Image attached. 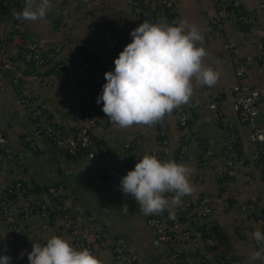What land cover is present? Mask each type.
I'll return each mask as SVG.
<instances>
[{
	"label": "crops",
	"instance_id": "0c3cea01",
	"mask_svg": "<svg viewBox=\"0 0 264 264\" xmlns=\"http://www.w3.org/2000/svg\"><path fill=\"white\" fill-rule=\"evenodd\" d=\"M6 1L0 0V38L12 34L14 14L18 11L15 5L4 10ZM156 1L158 0H143V5L146 9H151ZM171 1L175 7L173 25L186 20L199 27L203 42L197 46L205 48L207 52L204 64L220 73L218 82L210 88L193 81L194 91L190 102L201 106L189 111L187 125L193 132L184 150V158L178 162L193 170L191 183L194 192L187 197L194 200L205 194L206 203L213 211V218L220 228V235L213 240L211 246L194 243L187 244L183 249L188 253L191 264H196L197 254H224L241 259L243 264H252L249 255L256 245L251 233L256 229L264 232V217L257 221L253 214L239 208V204L260 194V170L236 164L228 182L221 185L214 170L223 169L226 159L215 112L220 121L241 135L238 145L241 154L251 152L254 146L248 140L247 127L233 110L222 105H218L216 111L206 107L230 97V88L236 79L233 68L228 63L229 52L222 47V35L207 28V22L214 13L212 0ZM233 1L238 9L253 12V25L250 29L243 30L228 18L224 22L226 37L235 45L234 54L241 58L249 57L243 83L264 93V62L256 57L264 49V8H259L264 0ZM52 2L53 8L46 20L22 22L19 35L34 42L41 53L56 54L61 59L62 67L55 71L49 65L34 67L19 58L16 47L12 44L6 45L1 53L4 70L0 69V134L5 139V146L19 161L25 174L24 181L36 188L32 192L33 199L46 201L49 197H57L69 213L85 217L87 228L82 235L87 238H92L90 227L93 221L102 226V243L96 244L92 253L101 264H131L128 261H116L107 248V243L112 242L116 236L123 238L128 251L141 264H177L167 258V247L156 240L152 228L146 225L148 216L140 212L133 198L125 196L119 190V178L103 183L100 179L101 170L91 159L81 156L73 160L44 136L32 135L34 126L17 100L15 83L20 82L27 94L38 92L55 124H82L81 105L88 94L89 76L92 82H97L103 71L114 69V60L102 47L100 36L90 17L102 19L109 24L121 51L131 43L129 33L142 23L135 18L130 0H69L65 6L70 13L61 27L58 25V18L63 2ZM78 9L82 12H78ZM149 22L166 24L163 16ZM83 52L90 57L89 76L81 66ZM258 116L260 119L264 118V106L258 107ZM164 122L168 138L160 156L161 161L173 159L181 134L173 112L166 115ZM92 134L106 150L112 152H121L125 143L132 142L138 153H146L156 145L157 140L155 125L118 129L107 124L94 128ZM23 136L34 139V150L22 143ZM200 145L207 146L212 151V156L203 169L198 166ZM17 176V166L9 163L1 154L0 188ZM60 223V217L54 213L48 216L35 213L25 218L17 216L19 234L16 235L0 215V234L10 247L20 245L19 239L24 237L22 250L30 252L32 243L45 244ZM239 230L242 234L238 233ZM60 237L71 245L65 232Z\"/></svg>",
	"mask_w": 264,
	"mask_h": 264
},
{
	"label": "built area",
	"instance_id": "2783aa9c",
	"mask_svg": "<svg viewBox=\"0 0 264 264\" xmlns=\"http://www.w3.org/2000/svg\"><path fill=\"white\" fill-rule=\"evenodd\" d=\"M69 0H62L63 7L60 10L58 25L63 26L67 15L70 11L66 8L65 3ZM151 9H146L140 0H130L135 18L141 22L143 20H151L163 16L166 24H172V16L174 14V3L171 0H158ZM214 13L207 22V28L222 35V47L229 52L228 63L233 68L236 82L230 88V97L226 100L207 105L209 109L215 110L218 105L229 107L233 110L240 120L248 129V140L253 144L254 148L251 152L241 154L239 151L240 134L230 126L220 121V117L215 112L218 121L219 130L221 132V141L223 155L226 159V166L223 169L214 170L216 178L221 185H225L233 174V168L236 164L253 166L260 170L261 190L260 194L248 200H244L239 204V208L254 215L257 221H261L264 215V118L258 116V107L264 106V93L250 88L243 83L242 79L249 57H239L234 54V43L226 37L224 22L231 18L237 25L248 30L253 25V12L238 9L234 5L233 0H212ZM15 3L18 4V11H21L24 0H7L6 6L10 7ZM259 8H264V1L259 4ZM78 12L82 10L78 9ZM95 30L100 36L102 47L109 52L112 60L118 58L121 50L117 47V41L111 33L109 24L102 19L91 18ZM21 21L14 18L12 34L8 37L0 38V69L4 70V64L1 60L3 48L12 44L16 47L18 56L25 62L30 63L34 67L44 65L51 66L52 70H58L62 67L61 59L54 53H41L36 44L24 39L19 35ZM257 59L264 62V49L257 54ZM81 66L87 71L90 67V57L86 52L82 53ZM114 70V69H113ZM107 72V71H106ZM105 72V73H106ZM104 73V74H105ZM104 78V76H103ZM106 83L92 82L87 84L88 94L81 105L82 124L57 125L50 117L46 104L39 98L38 92L27 94L21 87L20 82L15 83V91L17 100L25 109V112L34 126L32 135H42L49 142L57 147L60 151L67 154L73 160H77L81 156H86L97 164L102 172H106L111 176L123 177L128 171L134 168L138 159L143 155H154L160 160L167 145V130L163 121L155 124L157 140L156 145L146 153H138L133 147L132 142L123 145L121 152H112L106 150L101 143L96 142V138L92 134V130L96 127L110 124L105 114L102 112L103 104H97L96 98L102 93V86ZM201 105L189 102L188 105L174 110L178 128L180 129V138L177 150L175 152V161L178 163L184 158V150L187 142L191 138L193 129L188 128L187 120L189 111L199 108ZM96 139V140H95ZM22 143L31 150L35 149V141L31 136H23ZM199 169H203L212 156L209 147L200 145L198 148ZM3 154L9 163L15 164L18 168V176L0 188V215L6 222L10 230L18 235L19 229L16 224V217H29L35 213H41L46 216L54 213L57 214L61 223L54 229L53 235L60 237L65 232L71 240V246L77 250L87 248L92 253L96 244L102 243L103 228L92 222L91 236L87 238L85 233L87 222L82 215H73L69 213L62 202L57 198L49 197L48 200H37L32 198L31 186L24 181L25 174L19 161L15 155L5 146V139L0 134V155ZM126 159L129 166L120 165V160ZM115 178V177H114ZM103 183H108L113 178L106 181L100 176ZM165 210L159 216H148L146 225L152 228L155 238L158 242L167 247V258L177 264H191L188 253L183 249L187 244L201 243L203 246H211L213 240L220 235L218 223L213 218V211L206 203V196L202 194L196 199H190L187 196L183 198L181 205L171 210ZM75 217V218H74ZM239 234L242 231L239 230ZM20 245L10 247L13 264H28L27 257L24 255L20 259L22 243L25 242L24 237H20ZM107 248L112 252L114 259L119 262L128 261L131 264H141L129 251L122 237L116 236L112 242L107 243ZM196 264H243L242 260L233 256L224 254L195 256Z\"/></svg>",
	"mask_w": 264,
	"mask_h": 264
},
{
	"label": "clouds",
	"instance_id": "9594fccd",
	"mask_svg": "<svg viewBox=\"0 0 264 264\" xmlns=\"http://www.w3.org/2000/svg\"><path fill=\"white\" fill-rule=\"evenodd\" d=\"M53 8L52 0H24L14 18L21 22L45 21ZM129 35L131 43L119 53L114 70L106 72V83L96 103L109 123L118 129L154 126L166 115L188 105L193 96V81L212 87L220 73L204 64L205 48L199 27L181 20L177 24H161L143 20ZM192 168L174 160L161 161L145 154L134 168L120 178L119 190L133 198L145 216H159L181 205L192 195ZM256 248L250 253L252 264H264V232L251 233ZM6 252V249L3 250ZM25 252L20 253L23 259ZM28 264H101L92 252L77 250L53 235L45 244L32 243L27 252ZM11 257L0 255V264H10Z\"/></svg>",
	"mask_w": 264,
	"mask_h": 264
},
{
	"label": "trees",
	"instance_id": "16d2710c",
	"mask_svg": "<svg viewBox=\"0 0 264 264\" xmlns=\"http://www.w3.org/2000/svg\"><path fill=\"white\" fill-rule=\"evenodd\" d=\"M141 2H142V0H140ZM15 5V8H17L18 9V4L17 3H15L14 4ZM7 8V6H5V8H4V10ZM3 10V11H4ZM106 71H103L102 72V76H101V78L99 79V82H102V80L104 79L103 78V76H104V73H105ZM158 138V137H157ZM96 140V139H95ZM96 142L97 143H100V141L99 140H96ZM175 159H176V157H175V155L173 156V159L172 160H174L175 161ZM120 165H123V166H129V164L126 162V159H122V160H120ZM101 177L103 178V180L104 181H106V180H108V179H111V178H119V176H116L115 174H114V176H111V175H109L108 173H106V172H102L101 171ZM120 179V178H119ZM36 188L35 187H33V186H31V188H30V191L31 192H33L34 190H35ZM51 198H54V197H51Z\"/></svg>",
	"mask_w": 264,
	"mask_h": 264
},
{
	"label": "water",
	"instance_id": "95a60500",
	"mask_svg": "<svg viewBox=\"0 0 264 264\" xmlns=\"http://www.w3.org/2000/svg\"><path fill=\"white\" fill-rule=\"evenodd\" d=\"M4 249H6V252L3 251ZM5 254L11 257L10 264H13L10 247L7 241L5 240V238L0 234V255H5Z\"/></svg>",
	"mask_w": 264,
	"mask_h": 264
}]
</instances>
